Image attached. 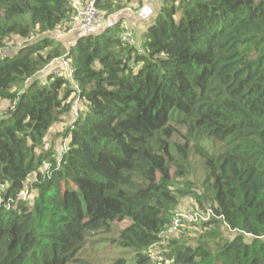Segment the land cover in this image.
Returning a JSON list of instances; mask_svg holds the SVG:
<instances>
[{
	"label": "trees",
	"instance_id": "16d2710c",
	"mask_svg": "<svg viewBox=\"0 0 264 264\" xmlns=\"http://www.w3.org/2000/svg\"><path fill=\"white\" fill-rule=\"evenodd\" d=\"M155 1L95 0L117 22L66 42L48 33L70 0H0V264H156L187 196L212 224L167 243L170 264H264V0ZM62 56L69 78L37 77ZM74 101L57 154L47 135ZM123 221L111 241L134 260L104 263L88 238Z\"/></svg>",
	"mask_w": 264,
	"mask_h": 264
},
{
	"label": "rangeland",
	"instance_id": "374dc122",
	"mask_svg": "<svg viewBox=\"0 0 264 264\" xmlns=\"http://www.w3.org/2000/svg\"><path fill=\"white\" fill-rule=\"evenodd\" d=\"M117 15L118 13L115 16ZM125 25H127L126 22H125ZM48 35L51 36L50 34ZM31 36L32 38H30ZM52 36L54 38H57V40H64V41L66 40L70 41V39L72 38V36L69 35V36H65L60 39V37H57V33L52 34ZM36 39H38L37 35L32 34L29 36L28 39H26V41L31 42V41H35ZM22 41L23 40L20 37L12 36L8 42L7 48L13 49L14 47L15 48L19 47L22 45L21 44ZM37 77L47 81V78H46L47 70L43 69L42 71H40ZM72 96L73 95H71V98ZM7 104L8 102H0V114H2L8 108ZM82 108H84V103L82 101H77V102L74 101L72 111L66 116H64L60 123L54 124L49 130V133L47 135V146H53L57 154L63 150L64 146L67 143V140L62 136V130H64L67 126H69L72 123L73 119L76 117V111L78 109L81 110ZM202 178H203L202 169L200 167V163L198 162L194 164L192 173L187 178L188 180L194 183L193 187H194V190L197 192H199V189L197 188V186H200ZM30 179H32V176L30 177ZM28 190H29L28 187H25V191L27 193H28ZM31 193L33 195L36 194L35 191H31ZM195 204H197L196 200L193 197L187 196L181 200L180 206L177 208L176 213L181 214V215L186 214L187 217L191 218L189 215V211L187 209L190 207H198V205H195ZM194 211L200 213L202 217H199L197 219L192 218L193 222H190V223H186V222L181 223L180 227H178L177 230H175L174 232H169L168 231L169 228H168L167 231L163 234L162 242H159V244L154 246V252L161 253L162 249L166 248L167 243H171L172 239L178 240L180 243H183V244L194 245L196 243L195 241L197 237L200 236L201 233L205 232L204 230L206 228H203V225H205V227H208V226H211L212 222L211 220L209 222V219L211 218V216H209V219L207 221H203L202 218H204V216L206 215H205V212H201V209L196 208L194 209ZM127 224H128V221H123L122 223L115 224V226L113 225L112 229L108 232L96 231V233H94L88 238V241H87L88 243L86 247H89V250H92L96 257L104 260L105 261L104 263H107L111 261L113 258H117L119 256H123L129 262H131L130 260L132 259L134 260V257H133L134 252L131 249L120 247L118 244H115V242L111 241L112 238H117L118 230L125 227ZM92 242H95V243H92ZM134 264H135V261H134Z\"/></svg>",
	"mask_w": 264,
	"mask_h": 264
},
{
	"label": "built area",
	"instance_id": "2783aa9c",
	"mask_svg": "<svg viewBox=\"0 0 264 264\" xmlns=\"http://www.w3.org/2000/svg\"><path fill=\"white\" fill-rule=\"evenodd\" d=\"M72 7L75 9V15L70 17L71 25L66 29H56L54 31L49 32L52 34L57 33V37L63 38L65 36L71 35L72 38L70 40H74L75 37H84L87 35H94L102 31V29L111 27L114 23L117 22L118 17L116 14H111L108 17H103V14L95 5V0H70ZM50 36V37H51ZM32 38V36L30 37ZM52 38H54L52 36ZM57 39V38H54ZM122 41L128 40L130 38V32L125 30L121 35ZM3 52L0 50V53ZM46 70H50L55 75L64 74L66 77H70L73 69L70 66L69 61L65 56L59 57L58 59L53 60L51 63L44 67ZM19 198L22 201H28L27 192L23 189L19 195ZM189 215L191 218L187 217L186 214H178L175 217L171 218L169 232H174L181 225V223L186 221H192V218L197 219L202 217L200 213L195 212L192 209H189ZM202 212V211H201ZM212 211L208 209L205 212L203 221H207L209 216H212ZM149 256L151 259L156 262V264H170V260L163 257L158 252H154L153 250L149 252Z\"/></svg>",
	"mask_w": 264,
	"mask_h": 264
},
{
	"label": "crops",
	"instance_id": "0c3cea01",
	"mask_svg": "<svg viewBox=\"0 0 264 264\" xmlns=\"http://www.w3.org/2000/svg\"><path fill=\"white\" fill-rule=\"evenodd\" d=\"M149 5H153V4H155V0H145ZM134 18L132 17V16H128V20L127 19H125V20H127V21H123V23H124V25H125V22H126V26H130V25H132L134 22L132 21ZM140 25V24H139ZM141 26V25H140ZM141 33V30L139 29V26H138V28H136V34H137V38H139V34Z\"/></svg>",
	"mask_w": 264,
	"mask_h": 264
}]
</instances>
